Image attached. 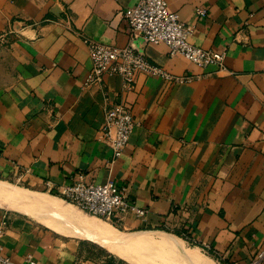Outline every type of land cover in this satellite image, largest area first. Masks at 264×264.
I'll return each mask as SVG.
<instances>
[{"label":"crops","instance_id":"crops-1","mask_svg":"<svg viewBox=\"0 0 264 264\" xmlns=\"http://www.w3.org/2000/svg\"><path fill=\"white\" fill-rule=\"evenodd\" d=\"M166 1L194 26L193 45L226 51V69L131 40L123 11L139 0H0L10 29L0 36L15 66L0 91V180L58 197L78 181L112 179L148 210L145 223L125 218L126 233H174L224 264H248L264 250V0ZM84 37L133 42L153 64L190 79L140 74L131 91L120 77L87 86ZM116 103L141 122L118 159L101 135ZM83 240L0 206V246L17 264H29L28 255L36 264H125Z\"/></svg>","mask_w":264,"mask_h":264},{"label":"built area","instance_id":"built-area-1","mask_svg":"<svg viewBox=\"0 0 264 264\" xmlns=\"http://www.w3.org/2000/svg\"><path fill=\"white\" fill-rule=\"evenodd\" d=\"M197 14L206 15L205 9H198ZM123 15L128 24L131 40L141 38L144 45L166 44L170 55H182L199 67L215 66L226 69V51L207 50L193 45L189 39L194 33V26L185 24L178 13L172 11L166 0H139L135 7L127 8ZM92 68L86 85H103L107 77H120L124 91L135 88L136 78L140 74L174 82H183L190 77H179L165 68L153 64L147 57L146 50L138 49L132 42L126 47L107 45L84 37ZM141 122L133 111L123 103H116L105 111L101 135L111 147L113 158L121 157L129 146L131 136ZM61 198L69 201L89 215L106 219L112 225L120 227L128 215L141 223L147 222L148 210L137 207L128 197V187L118 185L112 179L105 183L78 181L60 190ZM209 246L204 250L209 251ZM26 262L36 264L32 255ZM0 264H17L3 254L0 246ZM248 264H264V250Z\"/></svg>","mask_w":264,"mask_h":264},{"label":"bare ground","instance_id":"bare-ground-1","mask_svg":"<svg viewBox=\"0 0 264 264\" xmlns=\"http://www.w3.org/2000/svg\"><path fill=\"white\" fill-rule=\"evenodd\" d=\"M0 206L9 210H20L31 217H35L60 234H75L85 239H94L110 252L127 259L132 264H156V262L152 263L150 260L145 259L146 261H142L136 258L133 253L138 249H150L152 254L153 251H162L165 256L166 253H170V255L174 253V256L176 253L185 262L191 264H213L210 257L205 258L199 253L198 247L187 248L182 239L168 233L122 232L112 225L105 224L102 218L98 217L97 219L95 218L97 216H89L81 212L73 204L67 203L59 196L21 188L2 180H0ZM142 252L144 251L142 250ZM158 252L156 258L159 257V255L157 256ZM137 256H139V253ZM146 257L148 256L145 255ZM149 258H151V255ZM161 261L163 262V259Z\"/></svg>","mask_w":264,"mask_h":264},{"label":"rangeland","instance_id":"rangeland-1","mask_svg":"<svg viewBox=\"0 0 264 264\" xmlns=\"http://www.w3.org/2000/svg\"><path fill=\"white\" fill-rule=\"evenodd\" d=\"M11 24V23H10ZM4 26V27H3ZM10 29H9V23H5V18H1L0 17V31H9ZM9 44H10V40L8 39V36H0V91L1 90H3V89H5V88H7V87H9L13 82H14V79H15V66H14V62H13V57H12V54H11V49H10V47H9ZM2 181H5V180H2ZM6 182H8V181H6ZM9 183H11V184H14V185H16V186H18V187H21V188H25V189H29V190H33V191H38V192H41V191H39V190H37V189H33V188H30V187H28V186H24V185H20V184H17V183H15V182H11V181H9ZM67 203H69V204H73V203H71V202H69V201H66ZM73 206H75L74 204H73ZM76 208H78L77 206H75ZM12 210V209H11ZM78 210H81V209H79L78 208ZM13 211H15V210H13ZM17 212H20V213H23V214H26V213H24V212H22V211H20V210H16ZM81 212H83V213H85L84 211H82L81 210ZM87 214V213H86ZM27 215V214H26ZM89 215V214H88ZM29 216V215H28ZM89 216H92V215H89ZM32 218H34V219H36L35 217H32ZM95 218H97L98 219V217H95ZM99 218H101V217H99ZM103 220H104V222H105V224H107V225H112L110 222H108L106 219H104V218H102ZM37 220V219H36ZM37 221H39V220H37ZM39 222H41V223H43L42 221H39ZM44 224V223H43ZM112 226H114V227H116L118 230H120V231H124V232H127L126 230H124L123 228H120V227H117V226H115V225H112ZM168 232V231H167ZM169 233V232H168ZM171 233V232H170ZM77 236V237H81V236H79V235H75V234H71V235H67V236ZM172 235H174V233H172ZM176 236V235H175ZM82 238V237H81ZM83 239V238H82ZM181 239H182V237H181ZM83 241H85L86 243H88V244H90V245H92V249L94 250V251H108V253H112V252H110L109 250H107L104 246H102L99 242H97L96 240H94V239H90L89 241L88 240H83ZM178 246H179V244H178ZM185 246L187 247V248H191V247H194V246H196L195 244H192L191 242H185ZM198 247V246H197ZM199 248V253L203 256V257H205V258H209L210 257V259L212 260L211 262H213V264H224L223 263V261H221V260H219L217 257H215V255H213L212 253H210V252H208V251H206V250H204L202 247H198ZM142 250L144 251V252H142ZM150 250V249H149ZM148 249H146V250H144V249H141V250H135V252L134 251H132V252H134L133 253V255L136 257V258H138V259H140V260H144V261H148V260H150V262H156V264H181V262H182V264L184 263V264H191V263H187V262H185L180 256H178L176 253H175V256H174V253H172L171 255H170V253L168 254V253H166V256H165V253H162V251H157L158 252V254H157V256L159 255V257H165V258H159V257H155L156 256V251H153V254L152 253H150V252H152L151 250L149 251ZM141 251V252H140ZM147 251V252H146ZM149 251V252H148ZM139 253V256H137L138 255V253ZM156 252V253H155ZM135 253H136V255H135ZM145 253H148V254H150L151 255V258H149L150 257V255H147V254H145ZM113 255H115V257H117V259H121V261H123L125 264H132V263H130L127 259H124V258H121L120 256H118V255H116V254H114V253H112ZM155 254V255H154ZM144 256V258H143V256ZM145 255L146 256H148V257H146L145 258ZM168 255V256H167ZM140 256H142V257H140ZM167 257H169V259H167ZM179 258V259H177V258ZM146 259V260H145ZM163 259V262L161 261V260ZM172 259V260H171ZM155 260V261H154ZM176 260V261H175Z\"/></svg>","mask_w":264,"mask_h":264},{"label":"trees","instance_id":"trees-1","mask_svg":"<svg viewBox=\"0 0 264 264\" xmlns=\"http://www.w3.org/2000/svg\"><path fill=\"white\" fill-rule=\"evenodd\" d=\"M178 235L180 236V234L178 233Z\"/></svg>","mask_w":264,"mask_h":264}]
</instances>
